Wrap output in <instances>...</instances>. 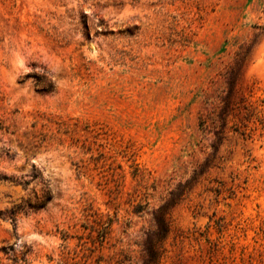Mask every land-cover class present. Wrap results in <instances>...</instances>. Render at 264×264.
Masks as SVG:
<instances>
[{
    "label": "rangeland",
    "instance_id": "1",
    "mask_svg": "<svg viewBox=\"0 0 264 264\" xmlns=\"http://www.w3.org/2000/svg\"><path fill=\"white\" fill-rule=\"evenodd\" d=\"M0 123V264H264V0H0Z\"/></svg>",
    "mask_w": 264,
    "mask_h": 264
},
{
    "label": "trees",
    "instance_id": "2",
    "mask_svg": "<svg viewBox=\"0 0 264 264\" xmlns=\"http://www.w3.org/2000/svg\"><path fill=\"white\" fill-rule=\"evenodd\" d=\"M40 120L42 122V124L40 125L42 128H49V127H53L54 126V129L56 130V133H59L60 131H63V134H65L70 129L69 125L67 123L63 122V121L54 122L51 119L45 118V116H40ZM35 126H36V123H33L31 125V128L34 129ZM0 132L8 133L7 129L4 126H2L1 123H0ZM37 136H38V138H36ZM37 136L34 139H38L42 143L48 141L51 138L48 134H42V133L37 135ZM3 180H11L14 184H19V185H23V186L28 185V182L27 181H23L22 177H20L18 179L17 178L4 177ZM146 206H147V204H145V205L138 204V205H136L134 207L133 212L135 214H138V213L142 212ZM104 235H106V232H104V234L101 236V237H103V239L105 238ZM102 242H103V240L101 241V243ZM156 259H157V253L156 252H154V253L151 252L150 253L149 263L150 264H156Z\"/></svg>",
    "mask_w": 264,
    "mask_h": 264
}]
</instances>
